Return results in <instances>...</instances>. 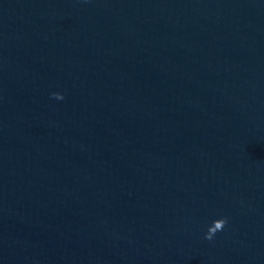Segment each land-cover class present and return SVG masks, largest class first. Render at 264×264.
<instances>
[{
  "label": "water",
  "instance_id": "water-1",
  "mask_svg": "<svg viewBox=\"0 0 264 264\" xmlns=\"http://www.w3.org/2000/svg\"><path fill=\"white\" fill-rule=\"evenodd\" d=\"M0 264H264V0H0Z\"/></svg>",
  "mask_w": 264,
  "mask_h": 264
},
{
  "label": "clouds",
  "instance_id": "clouds-1",
  "mask_svg": "<svg viewBox=\"0 0 264 264\" xmlns=\"http://www.w3.org/2000/svg\"><path fill=\"white\" fill-rule=\"evenodd\" d=\"M52 96H54L56 99H62V96L59 92H53L51 93ZM225 223L223 218H220V228L223 226V224ZM211 233L206 232L205 233V238H210Z\"/></svg>",
  "mask_w": 264,
  "mask_h": 264
}]
</instances>
